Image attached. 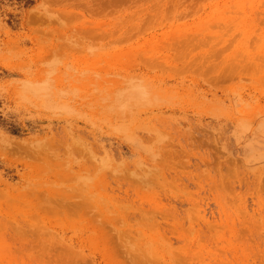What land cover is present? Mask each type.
Returning a JSON list of instances; mask_svg holds the SVG:
<instances>
[{"label": "rangeland", "instance_id": "obj_1", "mask_svg": "<svg viewBox=\"0 0 264 264\" xmlns=\"http://www.w3.org/2000/svg\"><path fill=\"white\" fill-rule=\"evenodd\" d=\"M0 264H264V0H0Z\"/></svg>", "mask_w": 264, "mask_h": 264}]
</instances>
